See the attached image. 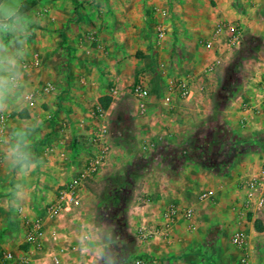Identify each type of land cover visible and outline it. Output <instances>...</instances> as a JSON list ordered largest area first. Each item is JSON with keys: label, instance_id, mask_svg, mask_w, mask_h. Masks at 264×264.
<instances>
[{"label": "crops", "instance_id": "obj_1", "mask_svg": "<svg viewBox=\"0 0 264 264\" xmlns=\"http://www.w3.org/2000/svg\"><path fill=\"white\" fill-rule=\"evenodd\" d=\"M47 8V15L32 16L31 57L36 56L37 66L30 67L39 94L35 115L43 124L37 151L44 155L46 167L34 175L33 198L22 214L8 211L0 194V252L24 250L23 224L39 219L46 231H57L58 247L75 248L59 255L61 264H92L90 250L104 230L115 227L120 219L117 206L127 196L122 218L137 259L240 264L238 252L229 244L241 197L237 178L264 165L249 171L252 164L245 159L232 162L225 171H211L196 161L201 143L194 142L203 134L210 105L214 107L211 94L218 72L235 77L236 87L244 79L252 84L264 80V0H49ZM218 22L241 28L235 49L223 46L225 33L211 50L201 47ZM215 59V69L202 74ZM140 77L145 89L143 116L137 114L129 93ZM182 77H189L196 87L179 102L169 88ZM155 83L166 89L154 92ZM46 85L52 89L44 90ZM112 89L116 94L110 96ZM245 92L249 91L241 99ZM104 96L109 103L102 109L97 101ZM226 113L243 134L264 135L263 117L240 127L232 99ZM102 127L110 147L102 169L84 183L79 207L62 219L48 220L45 205L82 171ZM257 161L262 163L264 154ZM6 180L0 174V183ZM204 190L212 193L211 201L198 199ZM169 205L190 208L193 217L178 218L166 236L138 241L135 227L143 223L159 230L161 214ZM255 221L261 230L245 227L247 264H264L259 242L264 213ZM32 264L49 262L34 253Z\"/></svg>", "mask_w": 264, "mask_h": 264}, {"label": "built area", "instance_id": "obj_2", "mask_svg": "<svg viewBox=\"0 0 264 264\" xmlns=\"http://www.w3.org/2000/svg\"><path fill=\"white\" fill-rule=\"evenodd\" d=\"M44 14V10L40 11V15ZM225 33L223 38V46L227 50L235 49L241 42V28L237 25L218 22L214 25L211 31L209 40L201 42L200 45L205 50H211L213 42H217L220 35ZM218 65V60L208 62L203 68L202 74H210ZM37 66L36 56L30 59V67ZM193 80L189 77H182L177 83L169 88L170 94H173L179 102L188 99L195 89ZM49 85L44 87V90H51ZM201 87L198 88L200 91ZM245 92L244 99H241V94ZM129 93L136 102L137 114L145 115V89L142 78L130 87ZM116 94V90L110 91V96ZM167 97L164 101H168ZM232 100L237 102V110L240 114L238 123L240 127L249 125L250 119L254 117L264 118V80H259L252 84L248 79L237 87ZM105 128L102 127L100 132L95 137L93 143L96 146L95 151L85 162L82 171L71 181L62 185L56 192L52 201L47 203L44 208L46 218L48 220H59L64 215L69 213L74 208L80 206V192L84 183L92 179L102 169L105 159L109 154L110 147L104 142ZM151 146V145H150ZM237 188L241 193L240 200L236 206V229L229 237V244L238 252L239 263L247 264L249 259V251L247 244V234L245 227L253 225L255 220H261L264 213V167L253 173L240 175L237 178ZM199 200L211 201L212 193L210 191H201L198 195ZM193 217V211L190 208H178L175 205L167 206L162 214V227L159 230L146 227L140 223L135 227V237L140 242H147L156 236H166L168 228L178 219L183 218L190 221ZM24 228V250H4L0 252V264H32L34 253L42 254L46 257L49 264H61L60 254L65 251H73L75 248L67 246L66 249L58 247V233L55 229L46 231L43 222L39 219H34L23 224ZM260 244L264 250V230L260 232ZM134 264H163L152 258H140L134 261Z\"/></svg>", "mask_w": 264, "mask_h": 264}, {"label": "clouds", "instance_id": "obj_3", "mask_svg": "<svg viewBox=\"0 0 264 264\" xmlns=\"http://www.w3.org/2000/svg\"><path fill=\"white\" fill-rule=\"evenodd\" d=\"M35 21L24 0H0V194L8 211L22 214L33 198V178L46 167L38 153L42 121L30 68ZM127 241L110 228L90 250L92 264H128Z\"/></svg>", "mask_w": 264, "mask_h": 264}, {"label": "rangeland", "instance_id": "obj_4", "mask_svg": "<svg viewBox=\"0 0 264 264\" xmlns=\"http://www.w3.org/2000/svg\"><path fill=\"white\" fill-rule=\"evenodd\" d=\"M48 1L49 0H24L26 10L29 11L31 16L47 15ZM41 10H44L43 15H40ZM216 77L218 83L211 94L214 107H212V104L210 105L211 112L204 118L206 126L202 129L204 130L203 134L201 138L194 139V143L199 145L205 139L209 138L212 140L213 149L210 159L214 160L213 164H215L214 166L216 168L225 169L231 161L235 162L247 159L252 164L249 171H253L259 166L264 165V161H261L262 163L257 161L261 160L264 154V135L262 133H253L252 135L243 134L242 129L236 126L235 119L229 113L227 114L226 110L230 106L232 96L237 89V80L235 77L232 79L225 71L222 74L218 72ZM152 89L154 92L156 90L164 91L166 86L161 83H155ZM189 110H192V108H189ZM188 120H193V118ZM213 122L215 123L213 124ZM127 200V196L122 197V202L117 206L120 219L117 217L119 220L115 228L127 241L125 254L128 256V264H134V261L138 257L131 254V241H129L127 233L125 232V223L122 218L123 211L127 206ZM106 231L108 230H104L103 233Z\"/></svg>", "mask_w": 264, "mask_h": 264}, {"label": "trees", "instance_id": "obj_5", "mask_svg": "<svg viewBox=\"0 0 264 264\" xmlns=\"http://www.w3.org/2000/svg\"><path fill=\"white\" fill-rule=\"evenodd\" d=\"M98 104L100 106V108L104 109L107 107L108 103H109V98L107 97H101L98 99ZM199 149V155L196 157V161L202 166L205 167L207 169H210L211 171H225L229 168L230 164L232 163V161L228 164V166L225 169H220V168H216L214 166V164L211 162V155H212V149H213V144H212V140L211 139H205ZM253 228L256 231L261 230L259 224L257 221H254L253 223Z\"/></svg>", "mask_w": 264, "mask_h": 264}]
</instances>
